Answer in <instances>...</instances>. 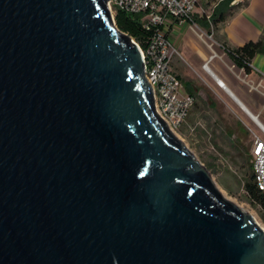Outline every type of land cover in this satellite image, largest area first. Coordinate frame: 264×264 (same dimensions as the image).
<instances>
[{
  "label": "water",
  "instance_id": "obj_1",
  "mask_svg": "<svg viewBox=\"0 0 264 264\" xmlns=\"http://www.w3.org/2000/svg\"><path fill=\"white\" fill-rule=\"evenodd\" d=\"M110 1L0 0V264H264Z\"/></svg>",
  "mask_w": 264,
  "mask_h": 264
},
{
  "label": "rangeland",
  "instance_id": "obj_2",
  "mask_svg": "<svg viewBox=\"0 0 264 264\" xmlns=\"http://www.w3.org/2000/svg\"><path fill=\"white\" fill-rule=\"evenodd\" d=\"M247 3L248 0H233L232 6ZM198 4L195 14L200 16L207 12L212 17L218 6L215 2L206 5L204 0H199ZM188 27L189 39L176 37L181 55L174 60L173 69L180 79L193 82L200 91L187 124L176 136L211 173L223 199L234 202L236 207L250 214L264 229V210L249 202L244 189L252 159L253 132L264 135L235 99L215 92V87L209 83L212 77L204 68L209 63L213 75L224 81L228 77L233 82L229 87L240 99V90L259 98L262 111L254 114L259 117L258 123H264V79L247 75L234 66L224 52L214 27H211L213 33L198 24ZM191 48L203 54L205 62L201 65L202 69L195 65L196 53Z\"/></svg>",
  "mask_w": 264,
  "mask_h": 264
},
{
  "label": "built area",
  "instance_id": "obj_3",
  "mask_svg": "<svg viewBox=\"0 0 264 264\" xmlns=\"http://www.w3.org/2000/svg\"><path fill=\"white\" fill-rule=\"evenodd\" d=\"M198 3L199 0H111L109 3L113 17L122 11L140 16L146 29L155 28L147 49L140 47L145 75L153 89L156 114L175 134L185 127L196 103L194 96L183 93L184 84L173 69L174 60L181 55L175 27L190 25L192 28L197 25L194 15ZM208 20L211 22L210 16ZM208 65L204 69L210 70ZM257 125L260 128V123ZM262 133L264 135V130ZM253 136L254 180L264 193V136L255 132Z\"/></svg>",
  "mask_w": 264,
  "mask_h": 264
},
{
  "label": "crops",
  "instance_id": "obj_4",
  "mask_svg": "<svg viewBox=\"0 0 264 264\" xmlns=\"http://www.w3.org/2000/svg\"><path fill=\"white\" fill-rule=\"evenodd\" d=\"M221 25H223L222 28L219 25L218 28L214 29L217 33L219 42H225L233 48L241 47L245 45L246 43H249L252 41L256 42L260 40L262 36L264 35V0H248L246 7L239 10L233 18H231L226 23L221 24ZM188 26L187 25H177L175 27L176 37L178 39H182L185 37L189 39L190 28ZM191 49L193 52H195L194 48H191ZM194 59H195V65L198 66L199 68L201 67V65H203V62H205V58L203 57V54L196 53ZM252 69H253V73L251 75L252 77L259 78L261 76L264 79V53L258 54L254 58L252 62ZM214 76L220 82L225 84V87H226V88H222L220 84L217 81H215V79L212 77L211 78L212 82H209V83L213 84V87H215L216 93L225 94L228 97L230 98L232 97L233 99H235L245 114L248 113L255 117L254 114H258L262 111V108H261L262 103L261 102L259 103V98L252 97L248 95L247 93L242 92L240 90L239 95L242 96V99H240V97H237V95L234 94L231 87H229V84H232L233 82H231V80L228 79V77H226L227 81H224V79L222 80L219 76L217 75H214ZM182 82L184 84L183 93L192 95L197 100L199 97V91H200L199 88L196 87L191 81L182 80ZM228 90L233 94V96L229 94ZM263 115H264V112H263ZM256 118H258L259 120L258 116ZM255 125L258 129H260V131L263 132L264 130L263 122L261 123L260 121V125L262 126V127L260 126V128L257 124Z\"/></svg>",
  "mask_w": 264,
  "mask_h": 264
},
{
  "label": "trees",
  "instance_id": "obj_5",
  "mask_svg": "<svg viewBox=\"0 0 264 264\" xmlns=\"http://www.w3.org/2000/svg\"><path fill=\"white\" fill-rule=\"evenodd\" d=\"M204 1L206 5H212L213 2L218 5L212 17H210L211 22H209L207 12L205 11L201 16L195 14L194 21L198 25L206 28L210 33H213L211 27H214V29L218 28L219 25L226 23L233 18L239 10L247 6V4L232 6L233 0ZM115 22L122 33L132 37L143 50L147 49L150 39L155 32V28L146 29L141 22L140 16H132L122 11L116 13ZM221 46L234 66L243 70L247 75H252V62L254 58L258 54L264 53V35L260 40L246 43L241 47L233 48L225 42H221ZM248 174L249 175H247V178L245 179L244 187L248 200L254 206L260 207L264 210V193L261 192L255 184L252 159L251 162H249Z\"/></svg>",
  "mask_w": 264,
  "mask_h": 264
},
{
  "label": "bare ground",
  "instance_id": "obj_6",
  "mask_svg": "<svg viewBox=\"0 0 264 264\" xmlns=\"http://www.w3.org/2000/svg\"><path fill=\"white\" fill-rule=\"evenodd\" d=\"M210 65V64H209ZM209 68H210V66H209ZM211 77H213L214 79H215V81H217L219 84H220V86L222 87V88H226L225 87V84H223L222 82H220L213 74H212V72L210 71V70H206V69H204ZM239 104H241V103H239ZM248 114V113H247ZM254 121H255V123H257L258 122V118H256V117H254L253 115H251V114H248ZM258 124V123H257ZM261 126V125H260ZM262 127V126H261ZM171 131V130H170ZM175 136H176V134L175 133H173ZM177 137V136H176ZM178 138V137H177ZM228 199V198H227ZM229 200V199H228ZM231 201V200H230ZM234 203V202H233Z\"/></svg>",
  "mask_w": 264,
  "mask_h": 264
}]
</instances>
